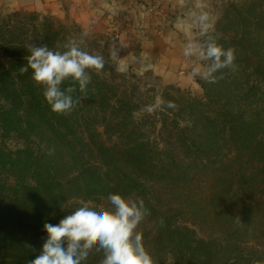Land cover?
<instances>
[{
  "label": "trees",
  "instance_id": "trees-1",
  "mask_svg": "<svg viewBox=\"0 0 264 264\" xmlns=\"http://www.w3.org/2000/svg\"><path fill=\"white\" fill-rule=\"evenodd\" d=\"M6 20L0 22V264H29L41 253L47 238L44 224H52L62 203L73 197L89 199L93 195L129 192L132 186L140 185L132 179L135 171L142 177L160 176L166 180L187 177L188 170L200 174L220 162V151L229 143L241 160L240 165L251 163L258 177H264V73H255L254 83L248 85L245 83L249 74L236 70L215 73V82L203 84L207 94L203 107L215 115L183 125L180 133L184 134L178 142L187 152L186 160L168 149L161 153L137 149L146 147L137 143L138 123L129 114L120 121L123 114L119 109L115 110V122H101L107 129L113 126V132L124 141L120 147L107 146L84 116L86 112L96 116L100 109L109 106L96 103L99 83L95 92H91L90 84L85 93L79 92L77 86L74 95L82 99L69 114L53 112L43 97V88L33 81L32 70H20L27 65L30 47L19 41V28L5 24ZM52 36L50 29L41 34L42 45L49 46ZM69 84L66 81L62 87ZM224 85L225 95L219 88ZM176 90L182 93L181 89ZM188 105L192 109L202 107L191 101ZM92 122L95 118H91ZM178 125L182 127V122ZM198 125L204 134L192 137L190 133ZM11 138L22 142L23 147L8 149L4 142ZM103 159L106 169L100 172L95 165H103ZM130 163L133 165H127ZM184 185L188 186V182ZM240 208L247 213L264 214V202L257 207L243 201ZM163 227L151 242L156 239L170 248L173 238L184 232L170 230L171 224L164 220ZM193 244L212 247L204 241ZM243 259L237 257L239 264H250ZM172 263L190 264L174 260Z\"/></svg>",
  "mask_w": 264,
  "mask_h": 264
},
{
  "label": "rangeland",
  "instance_id": "rangeland-1",
  "mask_svg": "<svg viewBox=\"0 0 264 264\" xmlns=\"http://www.w3.org/2000/svg\"><path fill=\"white\" fill-rule=\"evenodd\" d=\"M198 2L201 11L199 19L201 21V18L205 17L203 23L207 25V31L204 33L201 32L200 26L198 41L206 42L211 39L225 49L234 50V65L216 73H232L235 70L246 72L250 78L245 85L254 83L257 77L255 73H264V0ZM158 13L161 14L160 11ZM3 20H6L5 24L16 25L19 28L18 38L25 47L42 46L40 36L50 29L54 38L49 40L50 49L63 51L62 45L69 40H83L84 44L81 46L85 50L104 57L105 66L99 74L89 70L91 76L89 84L92 86L91 92H95L97 90L95 86L99 83L97 87L99 91L95 93L100 95H97L96 103L105 102L109 106L100 109L96 116L89 112L84 116L89 125L97 128L101 134V141L107 146L120 147L124 141L113 132V126L110 129L108 126L107 129L101 122L102 119L110 122L118 119L115 117V110L119 109L122 111L120 114H123L120 121L124 115L129 114L138 123L137 143H144L146 147L140 146L141 148L137 149L141 152L149 150L156 153L168 149L169 153L176 152L186 160L187 152L178 142L184 134L180 133L181 129L186 126L187 121H197L202 116L215 115L203 107L207 103L203 84L208 80L201 75L197 79L196 88L181 89L175 85L165 84L150 73L143 74L135 70L118 71V66L126 58L123 46L110 37L85 31L73 22L59 21L50 16L28 12L0 15V22ZM123 22L126 24L124 31L132 29L130 23ZM1 43L0 39V45ZM0 51L2 52L1 47ZM206 63L201 62L202 67ZM221 87L225 95V85L219 88ZM176 88L181 89L182 93L177 92ZM189 101L196 102L197 106L203 108L192 109L188 105ZM157 102L159 107L151 113L148 112L147 108L156 105ZM91 118H95V122L91 123ZM181 122L182 127H178ZM190 134L197 137L204 132L198 125ZM184 137L186 136L183 135ZM4 145L13 151L23 147L22 142L13 138L5 141ZM220 153L219 163L212 164L213 166L200 174L188 170L187 177L184 178L166 180L160 176L142 177L138 175V171L134 172L132 179L140 185L137 188L132 186L131 191L121 195L125 198L139 197L144 200L148 214L137 230L142 233L144 246L152 256L154 264H173V260L175 263L190 264H239L240 260L237 261V257L240 259L244 257L250 264H264V214L259 216L255 215V212L247 213L240 208L243 201L250 206H262L264 186L261 183L264 181L261 179L264 177L261 175H259L261 178L258 177L253 164L240 165L241 160L235 155L234 148L229 143L224 144ZM102 161L103 165H95L100 172L106 169L104 164H107L104 163V159ZM137 164H142V161H137ZM185 182H188V186L184 185ZM108 196L99 194L90 196L89 199L86 197L68 199L59 207L52 224H58L64 216L85 203L96 210L110 209L112 205ZM163 220L171 224L170 230H180L186 234L174 237L170 248L157 243L156 239L151 242L157 231L164 228ZM184 228L189 231H185ZM170 235L172 236V233ZM197 241L208 242L212 247L201 248V245L195 247L193 243ZM103 258L104 251L94 248L83 264H101Z\"/></svg>",
  "mask_w": 264,
  "mask_h": 264
},
{
  "label": "clouds",
  "instance_id": "clouds-1",
  "mask_svg": "<svg viewBox=\"0 0 264 264\" xmlns=\"http://www.w3.org/2000/svg\"><path fill=\"white\" fill-rule=\"evenodd\" d=\"M201 18V32L207 31V25ZM83 40H69L62 45L63 51L50 49L47 45L29 48L27 65L22 72L32 70V79L43 88V97L51 110L57 114H69L82 97L74 94L78 90L85 93L91 81L89 70L97 74L104 68L105 60L101 55H93L81 45ZM183 55L195 57L207 62L196 74L209 82H215L214 74L234 65L235 55L231 48H223L209 39L199 42L189 38ZM123 71L124 66H118ZM70 81L68 87H62ZM159 107L147 108L152 112ZM171 107V104H169ZM112 207L96 210L88 204L76 208L64 216L58 224H44L47 238L41 253L29 264H83L94 248L104 251L101 264H154L153 258L146 250L143 235L137 229L148 210L142 198H125L121 194H109Z\"/></svg>",
  "mask_w": 264,
  "mask_h": 264
},
{
  "label": "crops",
  "instance_id": "crops-1",
  "mask_svg": "<svg viewBox=\"0 0 264 264\" xmlns=\"http://www.w3.org/2000/svg\"><path fill=\"white\" fill-rule=\"evenodd\" d=\"M199 0H162L160 16L140 0H0V15L28 12L70 21L90 33L115 39L126 51L124 70L150 73L168 85L197 87L202 67L185 57L189 38L198 41L201 21ZM133 27L124 31L125 23Z\"/></svg>",
  "mask_w": 264,
  "mask_h": 264
},
{
  "label": "built area",
  "instance_id": "built-area-1",
  "mask_svg": "<svg viewBox=\"0 0 264 264\" xmlns=\"http://www.w3.org/2000/svg\"><path fill=\"white\" fill-rule=\"evenodd\" d=\"M140 0H134V2H138ZM148 2V7L150 13H152L154 16H160L161 14L158 13V11H162V0H146Z\"/></svg>",
  "mask_w": 264,
  "mask_h": 264
}]
</instances>
